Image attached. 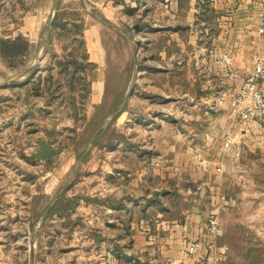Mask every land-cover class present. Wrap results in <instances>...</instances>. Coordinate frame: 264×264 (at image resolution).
Returning <instances> with one entry per match:
<instances>
[{"label":"rangeland","instance_id":"1","mask_svg":"<svg viewBox=\"0 0 264 264\" xmlns=\"http://www.w3.org/2000/svg\"><path fill=\"white\" fill-rule=\"evenodd\" d=\"M113 6L108 0L102 5L99 0H0V38L20 34L24 18L38 11L36 38L24 63L10 67L0 57V264L160 263L156 246L142 252L135 247L130 224L145 218L156 227L159 196L170 206L164 216L189 213L196 193L186 177H161L152 160L163 151L170 158L168 144L202 145L208 137L215 143L208 156L218 165L202 175L197 214L208 223L216 218L218 231L209 235L206 256L195 264H264V121H242L229 103L215 107L218 114L234 113L229 119L168 115L158 124L144 112L148 106L156 112V98L148 104L141 94L130 102L129 94L108 120L131 77L128 43L94 16L129 29L122 20L126 7ZM97 34L107 76L100 101L93 103L89 72L96 64L89 39L93 44ZM213 47L206 48L209 57ZM36 55L39 71L28 78ZM261 86L264 76L257 81L263 93ZM42 138L55 153L39 159L31 153L41 149ZM210 185L221 195L214 213ZM164 190L168 194L162 195ZM143 205L146 213L139 209Z\"/></svg>","mask_w":264,"mask_h":264},{"label":"crops","instance_id":"2","mask_svg":"<svg viewBox=\"0 0 264 264\" xmlns=\"http://www.w3.org/2000/svg\"><path fill=\"white\" fill-rule=\"evenodd\" d=\"M32 1L36 2L29 0V3L32 4ZM99 1L102 5L105 0ZM108 1L112 7H126L122 20H125L129 29H123L100 17L99 19L116 26L121 33L113 29L115 34L129 45L131 76L135 67L129 102L137 100L140 94L148 104L153 103L156 98V112L150 109L151 106L143 110L149 119H157L158 124L165 122L168 115L181 119H212L216 117L215 114L222 119L232 117L234 113L218 114L215 107H227L231 104L240 82L253 71V55L256 54L264 62V30L259 32L261 27L264 29V3L261 0ZM37 14V8H34L33 15L24 18L27 24L19 28L20 34L29 44L36 38ZM93 44L89 39V45L92 46L91 60L96 64L89 72L90 99L96 103L100 101L105 86L107 67L101 36L93 37ZM209 46L230 52L232 68L237 77H229L222 66L206 54ZM37 71L39 68L34 67L27 75L28 78ZM261 87L264 93V86ZM167 103L170 104L168 112ZM149 119L147 124L150 123ZM209 130L205 126L206 135L211 133ZM214 145L212 137H208L207 142L202 145L186 141L168 144L165 150L170 153L172 151L170 158L163 151L152 160L161 177L172 176L176 181L182 176L186 177L190 183H194L193 192L196 193L189 213L185 209L178 218L177 215L164 216L170 206L160 201V198L165 197L159 196L157 205L162 207L157 212L156 227L147 223L145 218L130 224L136 248L142 252L148 247L151 250L154 246L157 247L160 257V263L157 264H195L206 256L204 254L208 248L204 243L208 242L212 232L209 230L208 220L200 219L197 214L200 205L198 199L201 198L199 193L205 183L202 175L218 165L213 157L208 156V150H213ZM132 148L126 147L127 152ZM114 172L119 176L121 170L116 168ZM207 190L212 208L210 212L214 213L221 195L215 186L210 185ZM163 193L162 195L168 194V191L164 190ZM139 209L146 213L148 205L140 206ZM132 210L134 211L133 208ZM154 230L161 231V236L159 232L154 234ZM194 240H198L200 246L194 255H190L187 247Z\"/></svg>","mask_w":264,"mask_h":264},{"label":"built area","instance_id":"3","mask_svg":"<svg viewBox=\"0 0 264 264\" xmlns=\"http://www.w3.org/2000/svg\"><path fill=\"white\" fill-rule=\"evenodd\" d=\"M262 2L264 3V0ZM263 30L261 27L259 32ZM208 52L210 57L219 62L229 77H237L236 71L232 68L231 54L228 50H217L213 47ZM253 59L255 60L253 71L242 79L231 100V105L236 107L237 114L242 121H264V94L257 88L258 78L264 76V62L256 54L253 55ZM209 230L212 233L218 231L214 217L209 219ZM204 245L209 248L211 244L205 242ZM199 246L198 240L192 241L187 247V253L194 255Z\"/></svg>","mask_w":264,"mask_h":264},{"label":"trees","instance_id":"4","mask_svg":"<svg viewBox=\"0 0 264 264\" xmlns=\"http://www.w3.org/2000/svg\"><path fill=\"white\" fill-rule=\"evenodd\" d=\"M29 51V42L21 34L13 37L0 38V57L10 67L24 63V56Z\"/></svg>","mask_w":264,"mask_h":264},{"label":"water","instance_id":"5","mask_svg":"<svg viewBox=\"0 0 264 264\" xmlns=\"http://www.w3.org/2000/svg\"><path fill=\"white\" fill-rule=\"evenodd\" d=\"M95 16V15H94ZM97 17V16H95ZM97 19H99V17H97ZM107 23L109 26H111L115 31H117L118 33H121L116 26H114L113 24L109 23V22H105ZM47 26L49 28V22L47 23ZM43 39L40 40V43L42 42ZM40 47V45H39ZM36 62H37V55L35 58V62L32 65V67L36 66ZM27 68H24L16 73H14L13 75H11V77H8L7 79H5L4 81H2V83H8L10 82V80L12 79V77L18 76L20 75L23 71H25ZM133 73L130 79V83L129 86L126 90V92L124 93V95L121 97V99L119 100V102L117 103V105L115 106V108L110 112V114L108 115V120H111L113 117H115V115L121 110L122 106L124 105L125 101L127 100L129 94L131 93L132 90V85H133V79H134V75H135V67L133 68ZM40 144H41V149H38L36 152L31 153L32 156H36L39 159H44L52 154L55 153V148L52 147L44 138H42L40 140ZM57 194V193H56ZM51 202V200H50ZM48 208V207H47ZM47 208L45 209V211H47ZM45 211L43 213V215L45 214ZM42 215V217H43ZM41 217V218H42Z\"/></svg>","mask_w":264,"mask_h":264}]
</instances>
